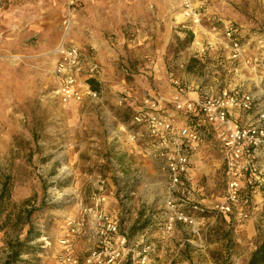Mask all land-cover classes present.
Listing matches in <instances>:
<instances>
[{"label": "rangeland", "instance_id": "1", "mask_svg": "<svg viewBox=\"0 0 264 264\" xmlns=\"http://www.w3.org/2000/svg\"><path fill=\"white\" fill-rule=\"evenodd\" d=\"M69 1L0 0V192L5 184L9 192L0 205V264L29 230L41 236L22 264H58L62 238L73 240L74 254L87 255L101 209L127 235L131 251L122 264H138L146 245L144 264H220L225 256L233 264L250 256L264 239V222L256 218L229 223L197 214L198 234L182 223L166 231V177L146 155L145 142L129 134L140 130L131 122L133 106L143 97H171L172 78L213 90L234 84L264 90V0H190L196 13L190 16L184 0H82L74 8ZM59 46H75L84 66H98L94 74H79L82 94L68 101L56 90ZM89 79L97 98L85 93ZM191 176L190 203L222 198L212 147L197 154ZM109 198L113 211L106 209ZM180 243H197L199 251L169 250Z\"/></svg>", "mask_w": 264, "mask_h": 264}, {"label": "built area", "instance_id": "2", "mask_svg": "<svg viewBox=\"0 0 264 264\" xmlns=\"http://www.w3.org/2000/svg\"><path fill=\"white\" fill-rule=\"evenodd\" d=\"M81 2L70 0L69 7ZM183 7L186 16L196 15L190 0H184ZM225 34L233 46L232 57L236 58L240 49L232 25L226 26ZM56 52L57 93L63 101L79 98V74L85 69L94 74L98 66H84L82 54L75 46H59ZM170 84L174 92L169 99L152 95L133 106L131 122L140 130L129 134V140L145 142L146 155L166 177V231L182 223L192 234H198L197 214L205 213L237 222L251 218L264 222V90L253 92L240 84L214 90L198 88L193 82L176 78ZM85 93L93 98L99 95L90 84H86ZM207 146L219 155L224 182L222 198L208 206L190 203L194 157ZM95 206L98 207L97 202ZM98 218L101 227L87 255L74 254L73 240L62 238L58 264H122L131 251L127 248V235L105 210H99ZM66 223L69 236H74L75 220L69 217ZM150 247L140 249L138 264L145 263Z\"/></svg>", "mask_w": 264, "mask_h": 264}, {"label": "trees", "instance_id": "3", "mask_svg": "<svg viewBox=\"0 0 264 264\" xmlns=\"http://www.w3.org/2000/svg\"><path fill=\"white\" fill-rule=\"evenodd\" d=\"M186 37L189 39V41L192 40V33L187 32ZM191 63L189 62L186 65L187 70L192 69L193 63L197 61V59L192 58ZM92 79H89V84H91ZM8 195V188L5 184L0 192V205L2 198L5 195ZM228 233V232H227ZM227 233L223 235V238L227 236ZM28 235L24 241H17L10 244V252L3 262V264H22V263H29V260H23L22 256L26 254H31L35 251H37L38 245L37 244H31L32 241H34L36 238H39L41 236L40 232H34L33 230H29ZM226 239V238H225ZM228 241V239H227ZM222 264H231L228 256H225L222 259ZM245 264H264V239L261 240L255 247V249L251 252L248 260L245 262Z\"/></svg>", "mask_w": 264, "mask_h": 264}, {"label": "crops", "instance_id": "4", "mask_svg": "<svg viewBox=\"0 0 264 264\" xmlns=\"http://www.w3.org/2000/svg\"><path fill=\"white\" fill-rule=\"evenodd\" d=\"M53 9H55V8H53ZM23 23V22H22ZM5 42L7 43V37H6V39H5ZM5 43V44H6ZM57 60H58V54H57ZM57 62V61H56ZM56 66V65H55ZM172 89H173V91H174V88L172 87ZM161 98H164V97H161ZM170 98V97H169ZM169 98H164V99H169ZM166 106H167V104H166ZM167 107H171L170 105H168ZM196 156L197 155H195V157H194V164L193 165H195V158H196ZM192 199H193V197H192ZM202 201H203V198H200ZM113 201V199H111V198H109L108 199V201L106 202V205H107V210H110V211H113L114 210V207L112 208V206H113V202H111V201ZM201 201V202H202ZM220 217H224L225 219H227L228 221H226V222H229V223H231V221H233L234 222V220H232V219H230L229 217H226V216H220ZM198 218H200V219H198L199 221H200V223H201V221L204 219V218H201V217H198ZM213 219H215L214 217H212ZM212 219V220H213ZM202 243V242H201ZM195 245H198L197 243H195ZM194 245V246H195ZM204 244L202 243L201 245H198L199 247H202ZM184 247L183 249L182 248H180V247ZM191 246V245H184L183 243H180L178 246H176L175 248H170L169 250H172V249H176V250H178V249H180V250H183V251H185V249L186 248H188V249H195V251H199L197 248H199L198 246ZM81 248V246H79V247H77L76 248V251L78 252L79 251V249ZM204 248L205 249H208L209 248V244L208 245H206V246H204ZM202 250V249H201ZM224 250V252L225 251H227V249H223ZM182 251V252H183ZM229 251V250H228ZM231 251V250H230ZM226 253V252H225ZM248 253L246 254V256L245 257H243L242 259H239V260H237V259H235V263L233 262V264H245V262L248 260ZM190 262V261H189ZM220 264H222V262L220 261L219 262ZM184 264H188V261H185L184 262Z\"/></svg>", "mask_w": 264, "mask_h": 264}]
</instances>
